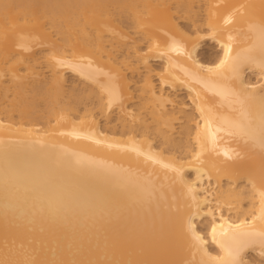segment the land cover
Here are the masks:
<instances>
[{"label": "bare ground", "instance_id": "6f19581e", "mask_svg": "<svg viewBox=\"0 0 264 264\" xmlns=\"http://www.w3.org/2000/svg\"><path fill=\"white\" fill-rule=\"evenodd\" d=\"M195 1L0 0V264H264V0Z\"/></svg>", "mask_w": 264, "mask_h": 264}, {"label": "rangeland", "instance_id": "374dc122", "mask_svg": "<svg viewBox=\"0 0 264 264\" xmlns=\"http://www.w3.org/2000/svg\"><path fill=\"white\" fill-rule=\"evenodd\" d=\"M197 2V3H196ZM207 2L205 1V0H196L195 1V3H194V13L192 14L194 17H196V19L198 18V20L199 19H201V20H203L204 19V17H205V15H206V12H205V8H207ZM206 5V6H205ZM177 7V5H175L174 6V8H176ZM183 10H184V8H182V7H179V10L178 9H175V12L176 11H180L181 13L180 14H178V12H177V14H175V16H176V18H177V21L180 23V25L181 26H183V27H187V26H191V21L189 20V19H187V17L189 18V16L188 15H186L185 13H182L183 12ZM196 13V14H195ZM187 16V17H186ZM123 17H125L126 18V20L123 18ZM122 20L123 21H126V27H128L129 25H127V22H131L130 20H128V18H127V16L126 15H124V16H122ZM128 23V24H129ZM130 31V33H132L133 32V34H131V36L132 35H134V36H132V43L129 45V46H125V47H123V48H120L121 49V51L119 52V53H121V54H119V58H124L125 56H128L129 54L131 55L132 54V52L134 51L133 50V46L134 45H136V43L138 44V45H140V43H143V44H141L140 46L142 47V48H146V46H147V41H143L142 40V35L141 34H136L135 35V31H134V29H131V30H129ZM140 36V37H139ZM136 39H138V41L136 40ZM139 39H141L140 41H139ZM107 40H109V39H107ZM139 42V43H138ZM133 45V46H132ZM143 45V46H142ZM129 47L131 48V50L129 49ZM127 48V49H126ZM126 49V50H125ZM123 50V51H122ZM127 51H129V53L127 52ZM128 54H127V53ZM131 52V53H130ZM46 53H48L47 51H45V52H43L42 53V55L41 54H39V56H38V58H41V57H43L44 55H46ZM124 54V56H122L121 57V55H123ZM127 54V55H126ZM202 57L205 59V60H215V58H217L218 57V49H217V47H216V45L215 44H212L211 42H208L207 43V45L205 46V49H204V51H203V54H202ZM134 62L135 61H133L132 63L134 64ZM135 66H137V63L135 62V65H134V67ZM141 67V66H140ZM136 68V67H135ZM161 69H162V64H161V62H152L151 63V70L153 71V73H152V75H153V82H154V85H155V89L157 90V92H160L161 91V85L159 84L160 83V81L158 80V78L156 77V75L161 71ZM146 69H144V68H140L139 69V71H141V74H137V73H139V72H132L131 70V72L130 71H128L129 73H127V75H128V77L130 78V80H133L132 82V85H134L133 86V89L135 90V93H134V95H135V100L133 101V106H132V104H131V108H133V109H135V110H140V108L141 109H143V106H144V104H145V101L144 100H142V99H144V95H142V92H141V86H143L142 85V83H144V82H142V81H144L143 79H145V77H146V75L148 74V70H146ZM138 71V70H137ZM142 71H144V72H142ZM147 73V74H146ZM134 74V75H133ZM47 75V77H50L49 76V74L47 73L46 74ZM70 76V77H69ZM132 77V78H131ZM74 77H72L71 75H68V77H67V80H68V86H67V89L70 87H72V89L75 87V89H77L78 90V92L76 93V95L77 94H79V96H76L75 98H72V99H74V102H73V100L72 99H68L72 104H73V107L74 108H76L77 110V112H80V113H82V112H85V111H87V109L88 110H90V109H94V112L97 114V115H100V120H101V124L103 125V126H109V127H115V126H117L118 125V118H116L117 117V115L116 114H113L109 119L106 117V116H104L102 113H100L101 112V107H98L99 105V101H98V97L96 96V95H93V97H91L92 96V94L90 93V87H88L87 85H85V86H87L86 88H85V86H84V84L83 83H81L80 81H76L77 79H75ZM83 84L82 86L81 85H79V84ZM77 84V85H76ZM71 85V86H70ZM78 87V88H77ZM82 87H83V89H82ZM134 87H136V88H134ZM139 87H141V88H139ZM68 89V92H70L71 91V89ZM84 89H85V93H84ZM140 91H139V90ZM83 91V92H82ZM164 93H166L167 95H169V96H171L172 97V99L173 98H175V96H177L175 99H174V104H168V109L170 110L171 108H173V109H171V111H175V112H177V111H185L187 114H190L191 112H192V105H191V103H190V101H189V97L187 96V94H186V92H181V93H178V94H173V93H171L168 89H164V91H163ZM168 92V93H167ZM83 93V94H82ZM86 94V95H85ZM90 95V97L88 98V96ZM174 96H173V95ZM82 95V96H81ZM141 95V96H140ZM84 96V97H83ZM95 96V97H94ZM80 97V98H79ZM86 97V98H85ZM77 98V99H76ZM82 98V99H81ZM84 98V99H83ZM92 98V99H91ZM142 98V99H141ZM81 99V100H80ZM41 100L40 98H37V106L39 107V108H37L36 110L38 111L39 110V112H41V113H38V116L37 117H39L38 118V121H40V122H42V123H46V122H48V115L46 114V113H48V105H47V102H43L44 100L46 101V99H43V101H40V103H39V101ZM6 101H2V103L0 102V111L3 109V110H5V109H9V107H7L6 106V103L7 104H9V102L7 101L6 103H5ZM43 102V103H42ZM3 103H5V104H3ZM39 103V104H38ZM45 103V104H44ZM143 105V106H142ZM170 105H174L173 107L172 106H170ZM4 106H6L5 108H4ZM46 106V107H45ZM47 108V109H46ZM139 108V109H138ZM92 109V110H93ZM177 109V110H176ZM2 110V111H3ZM6 111V110H5ZM47 111V112H46ZM45 112V113H44ZM144 114L146 113V115H147V112H149L148 110H146V109H143V111H142ZM178 113V112H177ZM18 113H14L13 115H15V117L14 118H19V116L17 115ZM178 116L179 117H182L183 116V114L182 115H180V114H178ZM33 118H36L35 116H33ZM150 117H148V119H149ZM183 123V121H178L176 124V131L177 132H179L180 131V123ZM181 123V124H182ZM153 126H154V124H152ZM180 125V126H179ZM153 131V130H152ZM178 134H176L175 135V137H181V136H177ZM183 137V136H182Z\"/></svg>", "mask_w": 264, "mask_h": 264}]
</instances>
